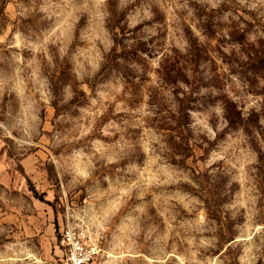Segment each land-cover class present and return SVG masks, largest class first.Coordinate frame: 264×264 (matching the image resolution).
<instances>
[{
  "label": "rangeland",
  "instance_id": "374dc122",
  "mask_svg": "<svg viewBox=\"0 0 264 264\" xmlns=\"http://www.w3.org/2000/svg\"><path fill=\"white\" fill-rule=\"evenodd\" d=\"M264 264V0H0V264Z\"/></svg>",
  "mask_w": 264,
  "mask_h": 264
},
{
  "label": "built area",
  "instance_id": "2783aa9c",
  "mask_svg": "<svg viewBox=\"0 0 264 264\" xmlns=\"http://www.w3.org/2000/svg\"><path fill=\"white\" fill-rule=\"evenodd\" d=\"M61 245L69 264H92L99 252L94 242L85 241V231L71 225L62 229Z\"/></svg>",
  "mask_w": 264,
  "mask_h": 264
}]
</instances>
